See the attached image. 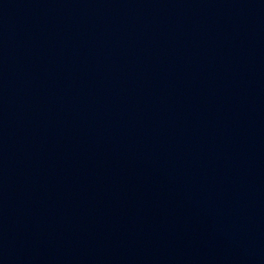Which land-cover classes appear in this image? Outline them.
<instances>
[{
  "label": "water",
  "instance_id": "95a60500",
  "mask_svg": "<svg viewBox=\"0 0 264 264\" xmlns=\"http://www.w3.org/2000/svg\"><path fill=\"white\" fill-rule=\"evenodd\" d=\"M0 264H264V0H0Z\"/></svg>",
  "mask_w": 264,
  "mask_h": 264
}]
</instances>
